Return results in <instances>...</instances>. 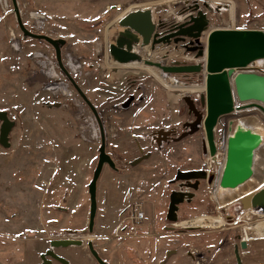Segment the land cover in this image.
I'll return each instance as SVG.
<instances>
[{
  "label": "rangeland",
  "instance_id": "obj_1",
  "mask_svg": "<svg viewBox=\"0 0 264 264\" xmlns=\"http://www.w3.org/2000/svg\"><path fill=\"white\" fill-rule=\"evenodd\" d=\"M196 1L226 9L210 15L209 32L264 31V0H0V111L15 123L10 147L0 145V264H41L50 241L69 235L85 238L83 246L55 249L70 264H98L89 242L108 264H161L172 251L178 257L171 261L177 259L178 264H211L213 251L237 232L258 223L264 227V217L248 213L238 223L240 228L228 224L214 228L211 217L227 222L226 214L236 213L233 207L216 212L208 189L197 192L178 211L180 222L205 229L170 224L167 212L170 195L178 188L173 183L177 172L204 164L200 151L204 129L161 148L152 144L151 134L159 128L181 133L186 122L195 120L169 81L201 87L205 73L169 79L144 63H115L109 54L124 31L119 21L128 13L149 9L155 23L175 24L189 14L182 12L183 6ZM31 34L63 41L62 65L56 48ZM170 46V65L205 63L180 45ZM135 51L153 62L166 54L162 49L152 54L150 47ZM67 58L76 72L68 67ZM52 72L59 77L51 79ZM58 85L67 86L68 94ZM194 92L190 89L185 96L196 100L203 94ZM129 97L136 102L123 109ZM140 98L142 103L137 102ZM198 109L205 113L203 106ZM258 115L264 124V115ZM221 129L216 128L217 135ZM100 130L115 169L105 165L98 180L97 216L90 233L89 185L99 161ZM141 150L150 158L131 166ZM135 203L143 205L141 222L129 219ZM198 254L207 261L196 259Z\"/></svg>",
  "mask_w": 264,
  "mask_h": 264
},
{
  "label": "water",
  "instance_id": "obj_2",
  "mask_svg": "<svg viewBox=\"0 0 264 264\" xmlns=\"http://www.w3.org/2000/svg\"><path fill=\"white\" fill-rule=\"evenodd\" d=\"M202 4L207 11L200 8L198 1L194 2L195 8L185 16L187 22L173 24L170 33L161 31L165 28L166 23L162 21L158 24L155 23L152 10H137L129 13L119 23L124 31L118 34L115 43L110 46L109 54L115 63H144L148 67L156 68L169 75L206 72V93L201 95V105L206 108V115H202L190 96L183 97L189 114L193 115L195 120L186 123L190 129L189 132L184 133L175 141H181L198 132L203 121L207 141L213 153L215 151L214 128L220 118L231 114L234 110L235 100L243 103L264 102V75L248 72L234 74L235 69L244 68L251 62L264 58V31L215 29L210 32L207 46L204 47L201 44V38L209 30L210 15L214 16L221 13L223 7L207 2H202ZM22 29L25 30L23 27ZM30 36L51 43L56 48L58 62L62 65L60 45L64 44L63 41H55L41 35L31 34ZM171 44H183L188 53L195 54L196 59L204 58L206 62L190 65L175 62L167 66L159 62L145 61L144 57L135 51V48L144 49L149 46L154 51L157 45L170 46ZM78 91L91 110L96 113L86 96L80 90ZM0 122V145L8 149L10 147L9 135L15 123L9 119L5 111H0ZM167 134L169 133L167 132ZM258 147L259 138L255 131L249 127L237 125L227 140L226 163L220 181L222 188L235 189L253 177L254 157ZM141 154V157L135 159L131 166H136L150 158V154H144L142 150ZM105 165L115 169V163L106 151V139L102 131L99 161L89 185L90 233L93 232L97 216V183ZM205 179L206 175L201 170L178 171L173 183L195 180L196 184L193 188L197 190L199 181ZM193 198L194 194L192 193L172 192L167 212V219L171 224L179 221L180 205L185 201L191 202ZM243 207L245 210L260 208L264 213V189L255 195L246 197L243 200ZM73 246H83V242L74 239H53L50 242V249L41 255V264H52L53 260L60 264H70L68 260L59 256L54 250ZM88 247L98 264H106L91 242L88 243ZM246 247L247 243L242 242V248L245 249Z\"/></svg>",
  "mask_w": 264,
  "mask_h": 264
},
{
  "label": "flooded vegetation",
  "instance_id": "obj_3",
  "mask_svg": "<svg viewBox=\"0 0 264 264\" xmlns=\"http://www.w3.org/2000/svg\"><path fill=\"white\" fill-rule=\"evenodd\" d=\"M201 5H200V8L203 11H206L204 9V7L201 6ZM194 8H195V5L194 4H188V5L183 6L182 12H186V11H190L191 12ZM184 18L185 17H179L178 18V21L181 23L184 20ZM186 22H187V19H185V21H183L182 23H186ZM172 25L173 24L166 23L165 28H163L161 31L162 32H165V33H170ZM208 34H209V32L208 33H205V35H204L205 38L202 39L204 41V45L207 43ZM179 45L180 46H183V44H179ZM157 49H159V47ZM150 53L153 54L152 51H150ZM146 60L147 59H145V61ZM198 62H200V61H198ZM160 73H162V72H160ZM162 75L168 76V78H169V75H167V74L162 73ZM169 83L172 85V88H173V84H172L171 79H170ZM179 86H180L181 90L187 95L189 93V90L190 89H192L193 91H195L194 93H199V92L200 93H203V88H204L205 85L200 87V86H197V85L186 86V85H180L179 84ZM173 91H174V89H173ZM174 93H175V91H174ZM176 96H177V94H176ZM199 99H196V100L193 99L194 102H195V104H196V106H197V108H198L199 105H201V96L199 97ZM143 100H144L143 98H140L137 102L138 103H142ZM135 102H136V99L134 97H129V99L127 100V102H125L122 105V108L123 109H130ZM204 111H205V108H204ZM200 112L201 113H204L202 111H200ZM186 123H191V122H186ZM186 123L183 125V131H181V133L178 132L176 128H173V129L159 128L156 132H154V133L151 134L152 144L153 145H156L158 148H161V147H165L166 144H168V143H170V142H172L174 140H177L184 133L189 132V128L186 126ZM171 130H174V133H172L169 136H165L164 135L165 133H167L169 131L171 132ZM204 137L206 139L205 132H204ZM205 139L204 138L201 139V143H200V151H201V154L203 156L206 154L207 147H208V145L206 147L204 145V140ZM194 170H201V171H203L205 173V175H206V179L199 181V185H198L197 190H195L193 188V186L196 184V181L195 180H191V181H177V182H174V184L177 185V187H178L177 190H176V192L192 193V194H194V198H195L197 192L203 191L204 189H208L207 191L209 193V188H208L209 187V182H211L212 179H210V180L208 179V176H207V174H206V172L204 170L203 163H202V165H201V167L199 169H194ZM129 194H131V192H129ZM193 199L191 200V202L193 201ZM191 202L185 201V203H188V204H190ZM227 202H228V200L226 201V203ZM213 205H214V203H213ZM229 206H232V204L231 205H227V207H229ZM214 207H215V205H214ZM131 209H132V207H131ZM131 209H130V213H131ZM215 210H216V212H218L216 208H215ZM131 215H132V213H131ZM245 217H246L245 212H243L240 209L236 214H231V216L228 215V214H226V220H227V222H225V221L223 222V220L221 218L211 217L209 223H211L214 226V228H216L218 230H220L219 228L222 225H224V224H228V225L232 226L231 228H234V227L235 228H240L242 226L239 225L238 223L240 221H243V219ZM259 217H264V213L262 215H259ZM129 219H131V216H130ZM181 224H182V226H181ZM261 224L262 223H258V224H254L252 226H257V225L258 226H261ZM175 225H178V226H180V228H183V229H196V228L205 229L204 226H198V225L189 224V223H182L180 221H178L177 223H175ZM175 225H173V226H175ZM252 226H246V227H252ZM246 227H245V229H246ZM170 229H174V227H172ZM245 229L243 228V230H241L240 232H237V235L235 236V238H231L229 240H226V242L222 243L221 246L217 247L213 251V253L211 254V264H264V236L263 237L256 236V237H252L249 240H246V238H245V235H246L245 234L246 233L245 232ZM260 229L262 230L263 228L260 227ZM222 230L225 231V230H231V229L230 228H228V229H224L223 228ZM263 232H264V229H263ZM54 239H74V240H81L83 242V239H85V238L76 239V238H74L73 235H69L68 237L54 238ZM242 242H246L247 243V247L245 249L242 248ZM76 247H78V246H76ZM224 249H226V252L225 253L222 252ZM167 257H168V260L161 262V264H178L177 259H175L174 261H171V258H174V257L177 258L178 257V254H177L176 251H172L171 254L169 252L167 254ZM188 258H191L192 259L193 258V255L188 256ZM195 258L196 259H199L201 261H207L206 258H203L202 257V254L196 255ZM53 261H52V263H53ZM169 261H170V263H169ZM106 264H108V263H106ZM179 264H181V263H179Z\"/></svg>",
  "mask_w": 264,
  "mask_h": 264
},
{
  "label": "bare ground",
  "instance_id": "obj_4",
  "mask_svg": "<svg viewBox=\"0 0 264 264\" xmlns=\"http://www.w3.org/2000/svg\"><path fill=\"white\" fill-rule=\"evenodd\" d=\"M225 10L226 9L223 7L222 11H225ZM188 12L190 13V11H188ZM120 21H119V23H120ZM209 28H210V26H209ZM209 31L210 30H208V32ZM208 32H205V33H208ZM209 34H210V32H209ZM209 34H208V36H209ZM207 40H208V37H207ZM201 44H202V39H201ZM157 46H161V45H157ZM206 46H207V44H206ZM206 46H204V47H206ZM149 47H150V50H151V46H149ZM155 50H156V48H155ZM67 60H68V63H67L68 67L73 72H76L77 67L74 64V62L72 60H70L69 58H67ZM205 62H206V60H205ZM254 65L261 66V67L264 68V61L263 62H260L258 60V61L255 62ZM150 68H152V67H150ZM203 73H205V77H206V75H207L206 72H203ZM237 73H241V71L238 69L237 70ZM167 75H169V74H167ZM49 77L51 79H57L59 76L57 75L56 72H52V73H49ZM171 81H172V84H173V89H174L175 93L177 94V96L178 97H182V98L183 97H186L185 96L186 94L181 90L178 82L176 80H171ZM57 88L63 90V93H65L66 95L68 94V88H67V86L58 85ZM204 93H206V83H205V86L203 88V94ZM237 102L239 103V105H242V108L241 109H234L231 112V114L228 115V116H232V119L233 118H235V119L238 118V122L237 123L239 125H243L245 127H249L251 129H253L255 131V133L257 134L258 138H259V147H258V149L255 152V157H254V175H253V177L250 180H248L244 185H242L240 187H237L235 189H226V188H222L221 187V190H218L217 197L219 199L223 200L224 203H226V201L228 200L227 205H231V204L235 203L237 201V199L244 198V197L248 196L249 193L256 191L261 186V181L260 182L258 181L259 178L260 179L263 178L261 169L264 167V124H261V122H260L261 120H259L255 115H258V113L256 112V110H258V112H260L261 114H264V113L262 111H260L259 109H255L253 107H252L253 109H251V107L248 108L249 106L248 107H245V106L251 105V104H255L257 106L258 105L261 106L264 109V102H251V104H250V102H246V103H243V102H240V101H237ZM256 108H259V107H256ZM202 115L203 116L206 115V108H205V113H202ZM220 119L218 120V123H219ZM201 127L204 129L203 121H202ZM235 127L233 128L232 132L234 131ZM215 128H214V131H213L214 132V138H215V131H216ZM93 131L96 133V135H95L96 136V139H98L99 132H98V129H97L96 125L93 126ZM204 132H205V129H204ZM168 133L169 134L165 133L164 135L165 136H169L172 133H174V130H171V132L169 131ZM100 134H101V138H102V130H100ZM229 135H226V140H228V136ZM205 136H206V132H205ZM204 145H205V147L208 145L207 138L204 140ZM226 155H227V141H226L225 149H224V165H223V168H222V171L221 172H223L224 167H225ZM227 205H226V207H227ZM260 227L261 226H258V225L257 226H252V227H246V229H245V232H246L245 233L246 234L245 235V238H246V240H249L252 237H256V236L263 237L264 236V232H263V229L262 230L260 229Z\"/></svg>",
  "mask_w": 264,
  "mask_h": 264
},
{
  "label": "built area",
  "instance_id": "obj_5",
  "mask_svg": "<svg viewBox=\"0 0 264 264\" xmlns=\"http://www.w3.org/2000/svg\"><path fill=\"white\" fill-rule=\"evenodd\" d=\"M204 35L205 34H203L202 37H204ZM201 39H203V38H201ZM181 47H182L183 51L186 52L185 48L183 46H181ZM170 48H171V46H169V47L167 46V47H162V48L158 49V50L162 49V51L166 52V54L164 56L159 58L158 62H160V63H162L164 65L170 66V64H169V58H170V50L169 49ZM258 60L260 62H263L264 58L263 59H258ZM258 60H255V61L251 62L252 64L250 63L244 68H239V70L241 72L257 73V74L264 75V68L261 67V66L254 65L255 62L258 61ZM175 62H178V61H175ZM175 62H173V63H175ZM237 70L238 69L234 70V74H237ZM204 78H206V77H204ZM237 101L238 100H235L234 109H241L242 105H239V103ZM250 104H251V102H250ZM245 107H248V108L251 107V109H253V108L259 109L260 111H262L264 113V111H263L264 109L261 106H259V105L257 106L255 104H251V105H247ZM256 107H259V108H256ZM256 112L258 114H261L260 112H258V110H256ZM261 115H264V114H261ZM255 116L259 120H261V122L263 123V120L260 117V115H255ZM237 122H238V118H236V119L233 118L232 119V116H228V115L223 116L220 119V121L217 124V126H216V128L220 126V127H222V129H221V131L219 132L218 135L216 134V131H215V138H214L215 151L213 153H212V151L210 149V146L208 144L207 152L204 155L205 161H204L203 165H204V170H205V172H206V174L208 176V179L209 180L212 179V181L209 182V187H208L209 188V198L214 203L215 208L217 209V211L225 212L226 208L233 207L234 210H235V213H237L241 209L243 212H245L246 215H248V213L255 214V216L256 215H262L263 211L260 208H257V209L251 208L249 210H245L244 207H243V200L246 197L255 195V194L259 193L260 191H262L264 189V167L261 169L263 178L262 179L259 178V180H258L259 182L261 181V186L256 191L249 193V195L244 197V198L237 199V201L235 203H233L232 206H229V207H226L225 205L227 203H224L223 200H221V199H219L217 197L218 190H221V186H220L221 178L220 177H222V174H223V172H221V171H222V168H223V165H224V149H225V144H226V141H227L226 140V135H229L232 132L233 128L235 126L239 125ZM216 128H215V130H216ZM204 139H205V137H204ZM225 163H226V161H225ZM131 213H132L131 220H133V221L141 222L145 218V212H144V209H143V206H142L141 203H135L132 206Z\"/></svg>",
  "mask_w": 264,
  "mask_h": 264
}]
</instances>
